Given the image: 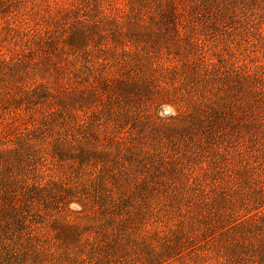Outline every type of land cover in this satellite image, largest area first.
Wrapping results in <instances>:
<instances>
[{
  "label": "rangeland",
  "instance_id": "374dc122",
  "mask_svg": "<svg viewBox=\"0 0 264 264\" xmlns=\"http://www.w3.org/2000/svg\"><path fill=\"white\" fill-rule=\"evenodd\" d=\"M222 2L0 0V264H264V0Z\"/></svg>",
  "mask_w": 264,
  "mask_h": 264
},
{
  "label": "trees",
  "instance_id": "16d2710c",
  "mask_svg": "<svg viewBox=\"0 0 264 264\" xmlns=\"http://www.w3.org/2000/svg\"><path fill=\"white\" fill-rule=\"evenodd\" d=\"M221 0H204V3H212L213 5H219L218 7H216L217 9H220L221 6H223V2L220 3ZM204 6V5H203Z\"/></svg>",
  "mask_w": 264,
  "mask_h": 264
}]
</instances>
